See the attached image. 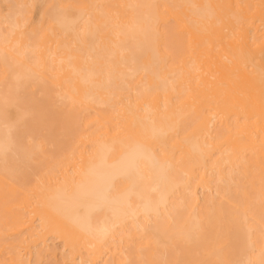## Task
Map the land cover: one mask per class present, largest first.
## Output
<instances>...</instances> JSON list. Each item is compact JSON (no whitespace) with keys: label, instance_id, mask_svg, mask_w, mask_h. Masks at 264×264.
<instances>
[{"label":"bare ground","instance_id":"obj_1","mask_svg":"<svg viewBox=\"0 0 264 264\" xmlns=\"http://www.w3.org/2000/svg\"><path fill=\"white\" fill-rule=\"evenodd\" d=\"M248 41L210 0H0V264H264Z\"/></svg>","mask_w":264,"mask_h":264},{"label":"rangeland","instance_id":"obj_2","mask_svg":"<svg viewBox=\"0 0 264 264\" xmlns=\"http://www.w3.org/2000/svg\"><path fill=\"white\" fill-rule=\"evenodd\" d=\"M210 1L223 23L231 27L234 31L240 30L247 34L249 37L247 45L254 59L253 61L257 65L258 70L264 73V0ZM3 4L5 3H1V10L5 9L2 8ZM35 5L33 8L31 7L28 22L25 23V26L23 25L24 27L21 26V29L25 30L33 27L37 22L41 3L38 1ZM3 7L5 6L3 5ZM224 201L228 203L227 200Z\"/></svg>","mask_w":264,"mask_h":264}]
</instances>
